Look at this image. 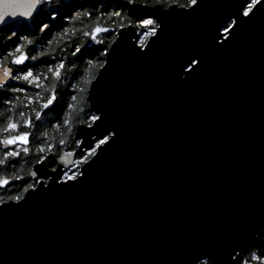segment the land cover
Returning a JSON list of instances; mask_svg holds the SVG:
<instances>
[{
  "label": "water",
  "instance_id": "water-1",
  "mask_svg": "<svg viewBox=\"0 0 264 264\" xmlns=\"http://www.w3.org/2000/svg\"><path fill=\"white\" fill-rule=\"evenodd\" d=\"M101 1L156 32L124 27L107 52L87 96L100 120L74 134L107 140L79 175L48 154L0 204V264H234L264 230V0L247 17L252 0ZM39 10L20 0L0 29Z\"/></svg>",
  "mask_w": 264,
  "mask_h": 264
},
{
  "label": "trees",
  "instance_id": "trees-1",
  "mask_svg": "<svg viewBox=\"0 0 264 264\" xmlns=\"http://www.w3.org/2000/svg\"><path fill=\"white\" fill-rule=\"evenodd\" d=\"M133 3L164 7L177 4L180 7H189V0H133ZM141 21L131 18L125 9L113 2L50 0L40 5V10L33 19L0 29V66L11 64L6 53L11 51L15 44L22 45L21 50H26L29 56L45 53L42 57L38 55L35 61L29 60L27 65L34 75H41L40 88L29 87L23 80H19L20 85L17 86L16 80L8 86L23 87L24 92L0 94V102L6 97L16 99L17 109L11 113L16 121L22 124L23 119L33 120L32 128H20V131L31 133L29 153L25 155L22 152L15 163L6 161L5 164H0V178L6 177L15 182L5 189H0V204L13 200V197L22 199L27 192L25 189L29 190L36 185L28 178L39 157L45 156L48 152L60 154L63 149L76 148L74 134L77 127L81 124H92L90 117L96 116L89 109L88 91L105 64L106 54L119 31L133 25L139 32L141 43H145L152 35L150 29L157 28L154 21L153 25L149 26H142ZM44 25L49 27L44 28ZM94 28H107L110 31L96 34V39L93 40L91 34ZM85 31L90 33L88 37L83 35ZM77 48L80 49L79 52L75 51ZM42 60L49 63H42ZM60 62H63L64 67L61 69L60 78L55 79L47 72V68ZM25 67L17 69L19 75ZM44 76H47L46 80L43 79ZM53 93L55 95L53 106H50V109L43 108L44 98ZM25 96L33 97V102L26 108L23 107L26 103ZM4 107L6 106L0 103V121H6L9 115L4 111ZM33 109L42 113L40 121L35 120ZM19 111L24 112V117L18 115ZM65 120L68 121L67 124L64 123ZM2 126L3 124H0V127ZM60 141L64 143L61 144ZM48 145H52L51 150L48 149ZM40 147L45 148L43 154L39 152ZM95 147L96 144L85 152H80L79 165L84 164L81 160L88 161L92 158ZM3 152L0 147V159H4ZM200 264L210 263L202 261ZM234 264H264V230Z\"/></svg>",
  "mask_w": 264,
  "mask_h": 264
},
{
  "label": "snow or ice",
  "instance_id": "snow-or-ice-1",
  "mask_svg": "<svg viewBox=\"0 0 264 264\" xmlns=\"http://www.w3.org/2000/svg\"><path fill=\"white\" fill-rule=\"evenodd\" d=\"M27 3L30 5H33L34 8H39V6L42 3L50 2V0H26ZM257 0H252L251 3H247L246 7L243 10V16L247 17L249 15V11L252 9L253 4H255ZM20 3V0H0V25H3L9 18L15 17V8ZM128 3H133V0H128ZM197 4V0H189V6H193ZM84 15H89V13H84ZM142 26H149L153 25V21L150 19L142 20L141 22ZM44 28H48V25H44ZM110 29L107 28H94L91 34V39H96V34H99L101 32H109ZM152 34H155L156 29L155 27H152L150 29ZM84 36L88 37L90 35L89 32L85 31L83 33ZM22 45L15 44L12 47L11 51H8L6 53V56L10 58V63L13 65H22L25 63L26 60H32L35 61L38 59L39 56H44L45 53L41 52L38 55L34 54L32 56L28 55V52L22 51ZM76 52H79L80 49H75ZM42 63H49L47 60H42ZM64 67L63 62H60L58 64H55L53 66H50L47 68V72L51 74V76L55 79L60 78L61 69ZM0 94L4 92H12V93H21L24 92L25 89L23 87H16V86H8L9 80H23L27 83L29 87H36L40 88L41 85V75L40 74H33V71L29 67H25V69L21 70V74L18 76H14L11 69L4 67L2 72H0ZM43 79H47V76H44ZM39 95V93H37ZM26 103L23 104V107H28L29 104L33 102V97L31 96H25ZM45 103L42 105L43 108L50 109V106H53L55 95L50 94L47 97L44 98ZM4 107V111L9 113V115L6 118V121H0V124H3L2 127H0V147L4 149L3 157L4 159H0V164H5L7 161L8 163H15L16 158H18L23 152L25 155L29 153V147L30 144V136L31 133L29 131H20V128L23 127L25 129H30L33 127V120L32 118H26L23 119L22 124L16 121L13 118V111L17 109V103L15 98L6 97L2 102ZM37 103H39V100H37ZM34 117L36 121H40L42 113L40 111H37L33 109ZM18 115L20 117H24V112L19 111ZM90 119L93 122H97L100 120V117L98 116H91ZM65 124L68 123L67 120L64 121ZM90 126V125H89ZM107 140V137L104 139H101L99 141L100 144H105ZM61 144L64 143V141H60ZM52 145H48V149L51 150ZM11 149V150H10ZM39 152L43 154L45 152L44 147L39 148ZM9 158H11L9 160ZM38 162H43V156L38 158ZM81 163H87L86 159L81 160ZM77 173L73 172L71 175L67 176L68 180L75 179ZM10 184V181L7 179L0 178V187H7ZM25 191H28V189H25ZM14 201L19 202V197H13Z\"/></svg>",
  "mask_w": 264,
  "mask_h": 264
},
{
  "label": "flooded vegetation",
  "instance_id": "flooded-vegetation-1",
  "mask_svg": "<svg viewBox=\"0 0 264 264\" xmlns=\"http://www.w3.org/2000/svg\"><path fill=\"white\" fill-rule=\"evenodd\" d=\"M6 66V65H5ZM0 67H3V66H0ZM13 69H14V76H18L19 75V73H18V71H17V69H19V67H15V66H11ZM14 81H16V80H14ZM12 83V82H11ZM10 84V83H9ZM16 84H17V86H19L20 85V82L19 81H16ZM100 140V139H99ZM30 141H31V139H30ZM98 142V140H96V141H94L90 146H94L96 143ZM76 143V148H73L72 150H67V149H63V152L62 153H60V154H58L57 152H48L45 156H43V159L48 155V154H51V153H54V154H56L58 157H61L63 154H70V153H73V154H75L74 155V160H73V164H72V166L70 167V168H68V169H64L63 170V176H62V179L63 180H67V176L68 175H71L73 172H76L77 173V175H76V177L79 175V173H80V169H79V167L81 168V166L83 165H78V163H79V159H78V156H79V154H80V152H85L86 151V149H88V148H85V149H81L80 148V143L78 142V141H76L75 142ZM29 147V150H30V148H31V146L29 145L28 146ZM3 149V148H2ZM4 150V149H3ZM11 150V149H10ZM22 153V152H21ZM39 162H37L36 164H38ZM35 164V165H36ZM34 165V166H35ZM34 166L32 167V169L34 168ZM32 169L30 170V172H29V181H31L32 183L34 182L36 185H37V183L40 181V180H38V181H34V180H32L31 179V177H30V173H31V171H32ZM50 170L51 171H54V170H56V166H53V167H51L50 168ZM75 177V178H76ZM3 178H6V177H3ZM18 180V179H17ZM44 181L45 182H48L49 181V179L48 178H45L44 179ZM14 182V181H13ZM19 181H17V183H18ZM15 183V182H14ZM35 185V186H36ZM35 186H33V187H35ZM32 188V187H31Z\"/></svg>",
  "mask_w": 264,
  "mask_h": 264
},
{
  "label": "rangeland",
  "instance_id": "rangeland-1",
  "mask_svg": "<svg viewBox=\"0 0 264 264\" xmlns=\"http://www.w3.org/2000/svg\"><path fill=\"white\" fill-rule=\"evenodd\" d=\"M148 38H149V37H148ZM148 38H147V39H148ZM147 39H146V41H147ZM146 41H145V42H146ZM139 43H140L141 45H144V44H145V43H141V38H140ZM102 139H104V138H102ZM100 140H101V139H100ZM100 140H98V142L96 143V147L94 148V151H96L97 147L100 145V143H99ZM78 165H79V164H78ZM81 165H82V164H81ZM81 165H80V166H81ZM79 169H80V167H79Z\"/></svg>",
  "mask_w": 264,
  "mask_h": 264
}]
</instances>
